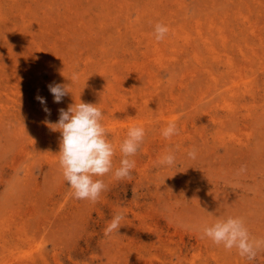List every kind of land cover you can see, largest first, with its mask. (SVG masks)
Masks as SVG:
<instances>
[{
	"label": "rangeland",
	"instance_id": "obj_1",
	"mask_svg": "<svg viewBox=\"0 0 264 264\" xmlns=\"http://www.w3.org/2000/svg\"><path fill=\"white\" fill-rule=\"evenodd\" d=\"M79 99L102 110L113 172L146 132L96 203L73 198L49 125ZM228 217L264 239V0H0V264H264L201 238Z\"/></svg>",
	"mask_w": 264,
	"mask_h": 264
},
{
	"label": "clouds",
	"instance_id": "obj_2",
	"mask_svg": "<svg viewBox=\"0 0 264 264\" xmlns=\"http://www.w3.org/2000/svg\"><path fill=\"white\" fill-rule=\"evenodd\" d=\"M168 32L166 25L157 23L153 33L155 40L163 41ZM76 78L74 75L73 79ZM48 90L55 103H61L63 97L69 94L67 85L59 83H50ZM36 100L43 106L42 110L50 116L51 111L46 106L45 98L37 95ZM102 116V110L96 104L85 103L79 99V103L69 106L67 110L59 109L58 121L49 124L55 126L53 130L61 134L58 162L63 178L73 190V198L77 200H90L96 203L101 193L107 190V185L102 179L95 178L113 172L115 149L107 139L106 129L101 123ZM178 134L179 129L174 121L169 122L162 130L165 139H171ZM145 135L142 126H133L128 130L127 137L120 145L123 155L120 166L113 172L115 180L132 179L135 160L130 157L137 154ZM187 156L196 159V149L189 150ZM158 163L160 166H178L175 152L170 149ZM124 218L123 213L115 215L105 229V236L114 232L118 234ZM201 238H208L213 244L222 245L228 251L235 248L241 257L248 260H254L258 251L264 249V239H253L244 220L239 217L217 220L212 226L203 227Z\"/></svg>",
	"mask_w": 264,
	"mask_h": 264
}]
</instances>
